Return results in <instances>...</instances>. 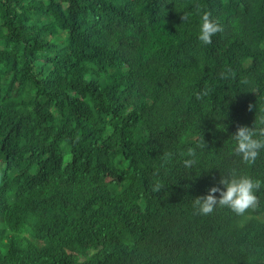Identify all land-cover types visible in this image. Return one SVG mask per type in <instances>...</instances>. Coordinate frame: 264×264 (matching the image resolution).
<instances>
[{
	"label": "trees",
	"instance_id": "trees-1",
	"mask_svg": "<svg viewBox=\"0 0 264 264\" xmlns=\"http://www.w3.org/2000/svg\"><path fill=\"white\" fill-rule=\"evenodd\" d=\"M257 118L264 0H0V264H264V190L191 207L231 168L264 179L232 154Z\"/></svg>",
	"mask_w": 264,
	"mask_h": 264
},
{
	"label": "clouds",
	"instance_id": "clouds-1",
	"mask_svg": "<svg viewBox=\"0 0 264 264\" xmlns=\"http://www.w3.org/2000/svg\"><path fill=\"white\" fill-rule=\"evenodd\" d=\"M190 15V13H184L182 20H189ZM222 31L223 25L217 19H213L210 12H204L201 15L198 39L202 44L210 45L213 36ZM221 76L224 78V73H221ZM241 83L246 81L242 79ZM204 95H207V91ZM198 98H201L199 94ZM252 107L250 104L249 110ZM231 138L234 141L232 154L248 167L253 166L264 152V118H257L252 127L238 125L237 131ZM205 146V141L201 138L195 146L184 148L178 153L165 151L163 162L168 164L176 158L185 169H192L199 160L198 149L202 150ZM158 171L157 169L153 175H157ZM162 186L157 181L153 183L152 191L158 192ZM262 190H264V179L254 178L237 168H231L210 187L207 194L193 198L191 207L194 215L198 216H210L217 208H226L236 216H244L262 205L260 196Z\"/></svg>",
	"mask_w": 264,
	"mask_h": 264
}]
</instances>
